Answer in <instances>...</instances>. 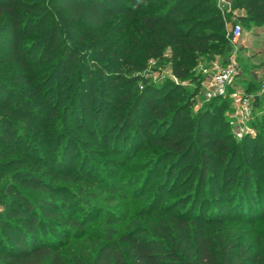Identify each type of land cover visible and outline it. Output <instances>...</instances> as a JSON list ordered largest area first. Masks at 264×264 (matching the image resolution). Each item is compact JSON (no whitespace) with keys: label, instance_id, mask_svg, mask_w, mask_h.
<instances>
[{"label":"trees","instance_id":"obj_1","mask_svg":"<svg viewBox=\"0 0 264 264\" xmlns=\"http://www.w3.org/2000/svg\"><path fill=\"white\" fill-rule=\"evenodd\" d=\"M123 1L0 0V16L5 15L11 25L8 42L3 41L2 45L10 50L6 53L7 58L27 74L25 83L28 85L36 87V68L40 61L45 70L52 68L57 75L59 72L66 74V82L61 83L56 77L51 82L58 85V89L65 86L64 97L70 99L73 96V101L61 111H57L59 105L54 107L49 103L44 108L48 112L47 120L64 115L71 126L75 125L73 120L77 113L73 111V104L81 94V82L84 77L93 75L92 69L96 68L99 76L105 79L104 89L101 88L108 95L105 101L115 100V107H120L121 112L116 113L114 119L119 131L110 134L114 137L112 144L117 151L125 138L124 132L134 126L133 115L139 116L136 113L139 105L147 107L150 120L160 126L157 131L149 130L145 134H149V141L162 149L149 162L156 166L167 162L158 175L164 178V185L156 187L152 203L137 210L121 230L112 226L101 229L86 227L79 216L70 213L69 197L72 194L66 189V182L72 179L86 181L78 190L85 194H74L78 202L92 205L91 200L97 197L92 185L87 184L95 180L84 171L87 159L81 162L79 172L69 170V165L79 156L73 153L70 141L65 142L59 159L43 160L48 166L42 175L18 173L17 177L8 181L11 167H22L27 162L33 170H38L43 163L41 159L36 160L38 167H34L28 160L31 148L27 146L23 149L26 144L29 145L25 138L27 135L13 137L15 130L11 120L21 119L28 127L37 128L40 115L34 116L19 94L12 93L0 83V93L7 92L4 96L0 94V180L3 178L0 185V264H264V233L254 231L264 222V188L261 183L264 181V166L259 164L260 153L257 151L260 146L264 149V135L244 138L238 141L237 147H232L227 123L224 122L221 129L227 132L225 135L214 132L215 127H209L215 116L214 110L218 112L217 102L213 104L214 98L199 112L188 113L191 98L198 87L193 93L183 95L180 85L166 83L157 88L149 85L147 78L130 74L143 69L136 57L157 56L165 47L173 53V75L183 81H199L201 77L191 70L193 59L211 57L212 53H216L223 61L228 60L232 52L231 42L225 37L215 1L129 0L136 9L147 4L138 15L128 13L129 6ZM183 4H187L185 10L180 9ZM156 6H163V9L158 10ZM232 7L245 12V16L237 17L244 25L264 26V0H232ZM122 13L137 21L135 34L122 42L89 43L85 52L78 49V45L59 43L58 30L62 24L72 27L78 40L85 42L87 35L84 30L97 29L113 15ZM41 21L43 23L39 24ZM49 21L52 22L49 43H43L39 50L27 55L21 38L35 34L29 25L39 24L43 33ZM208 27L211 29H206ZM79 44L84 47V43ZM110 64L115 68L105 71L111 67ZM243 71L247 72L248 68L244 67ZM139 80L142 81V89L137 85ZM69 89L72 91L70 95L67 93ZM257 90L251 83L244 87L248 93ZM12 97L15 100L13 103L10 102ZM83 101L84 107L79 113L76 128L93 139L99 133L89 128V124L96 116L85 105L86 96ZM212 106L213 111L210 109ZM260 106L261 100H255V109ZM150 120H146L145 124ZM110 135H100L104 147L109 145L110 139L107 138ZM58 139L61 141L64 138ZM127 140L128 137L121 142L122 146H126L122 152L125 154L134 145ZM240 148L243 153H240ZM238 154L258 168V172L243 165V168L234 165ZM18 157L26 162L19 161ZM183 174L185 177L180 184ZM46 177L60 180L62 184L47 182ZM253 179L260 180L259 184H254ZM168 183L173 185L172 190L191 187L184 196L165 205L159 193ZM205 191V200L210 198L221 207L216 205L206 212L205 206L198 204ZM253 193L255 202L250 197ZM187 200H190L189 203ZM256 206L258 219H255ZM244 207L247 214L243 213ZM244 228H249V234ZM252 233H255L254 237H251Z\"/></svg>","mask_w":264,"mask_h":264},{"label":"rangeland","instance_id":"obj_2","mask_svg":"<svg viewBox=\"0 0 264 264\" xmlns=\"http://www.w3.org/2000/svg\"><path fill=\"white\" fill-rule=\"evenodd\" d=\"M212 1H215L214 4L216 3V0ZM122 3H127L129 6L127 12H132V15L142 13L147 5L144 4L141 8L136 9L132 6V2L129 0H124ZM156 8L161 10L163 9V6H156ZM186 8L187 4H183L180 7L181 10H185ZM218 10L223 22L225 37H227L226 35L228 30L235 24L240 26L241 34L236 43H230L232 52L230 53L228 60L223 61L220 54L216 53H212L211 57L205 56L193 59L191 70L195 75H201L199 78L200 84L197 80L183 81L173 75L171 70V57L173 53L169 47L163 48L161 53L154 57H147L143 59L136 57L139 61H141L143 69L139 72H132L130 74L140 75L142 78H147L148 84L157 88L163 87V84L166 83L180 85V90L183 95L193 93L198 87L196 94L191 98L192 103L187 110L188 113L195 114L196 112H199L202 108H204L206 103L212 101L214 98L215 102L213 104L217 102L215 105L218 112L214 110L215 116L212 117V120L210 121L211 125L209 124V127L212 128L213 126L216 128L214 129V132H222V135H225L227 132L222 131L221 129L224 128V122L227 123L228 135L231 137V146L237 147L238 141L244 138L253 139L259 135H264V129L261 128L262 125L264 126V118H262L264 115V109L260 107L256 108L252 112L251 118L247 123V127L252 131V133H246L241 138L235 137L233 135V126L238 120V115L236 113L233 100L229 98L228 94L208 99L201 85V82L204 79L203 70H211L215 67H225L227 65H231L235 74L232 82L235 88L244 90V87L251 83L252 86L259 89L260 84L264 81V26L254 27L251 24L244 25L240 19H237L238 16H245V12H243V10L238 12V16L229 14L225 10L221 11L219 8ZM41 23L43 22L41 21L39 24ZM136 23V19L129 17L127 13L113 15L110 19L106 20L101 27L94 30H84L85 35H87V40H85V42H80L78 40L72 31V27L62 24L59 26L58 30L60 38L59 43H72L75 46L78 45V49H83V52H85L88 49L87 45L89 43L112 44L116 43L117 40L122 42L124 38L129 36L132 37L135 34ZM39 24H30L29 29L35 30V34L33 33L32 35L30 34L21 38V43L24 47L23 50L27 55L39 50L43 43H49L50 41L49 35L51 33L52 22L49 21L46 23L43 33V28L38 27ZM10 29V22L7 20L5 15H1L0 55H2V58L0 59V83L6 85L12 93L19 94L22 98V102H24L25 106L33 112L34 116L40 115L37 121L39 125L37 128L28 127L26 122L21 119H12L13 130H15L13 137H16L17 134L26 133L27 137L25 136V138L29 141V145L26 144L23 149H27V146L31 148L28 160L34 165V167H38L36 160L39 159H41V161L44 159H49V161H53L55 158L59 159L62 150L65 147V142L70 141L72 143L73 153L75 156L78 154L79 156L76 160H74L72 165H69V170H78L79 172L81 162L87 159V168L84 171L89 173L90 176L95 179L92 183L87 182V184L92 185V190L97 196L95 199L91 200L92 205H85L83 202H78L76 198L74 199V194H85L84 191L80 193L78 190L85 185L84 183H86V181L81 182L79 180L76 181L72 179L69 182H66L64 185L68 191H71L72 194L71 197H69L71 208L69 207L68 209H71L70 213L74 216H79L86 224V227L101 229L106 226H112L122 230L124 225L128 223L131 218H133V214L137 210L152 203L154 200V194L157 191L156 187H159L161 184L164 185L162 183L164 178L158 177V175L165 169L167 162H160L158 166L150 164V158L155 159L162 149L156 147L153 142L149 141V134H145L149 130L157 131L160 126L158 125L159 123L155 124L154 121H151L147 107L139 105V108L136 111L139 116L137 117L135 114L133 115L134 126L124 132L125 138L123 137L124 139L121 141L124 142V140L128 137L127 143H133L134 145L131 147V151L128 154H125L122 152L126 150V146H122L123 144L120 142L117 151L115 149L116 147L112 144L114 137L110 134L114 131L115 133L119 131V127L114 123V119L115 114L121 112L120 107H115V100L110 102L105 101V99H108L106 98L108 95L104 94L103 91V80L105 79L99 76L98 72H96V68L92 69L93 75L89 78L84 77L81 82V94L76 98L75 103L73 104V111H76L77 113L73 120V124L75 125L71 126L70 122L65 119L64 115L55 116L51 118V120H47L46 117L48 116V112H45L46 109L44 108L46 103H49V106L54 104V107L59 105L57 111H61L63 107L69 105L73 101V96H70V99L64 97V93L66 92H64L65 86L58 89L59 86L51 82L54 77H56V79H60L61 83L66 82V74L64 72H59L57 75L52 68L45 70V66L42 64L43 62L40 61L37 63L38 66L36 68V72L38 73V76L36 77L37 80H35L36 87L26 84L25 79L27 74H24V70L20 69L17 64L7 58L6 53H9L10 50L2 45V43H5L3 41L8 42L9 35H11ZM206 29L211 28L208 27ZM79 43H84V47H82V44ZM33 63L34 62H32L31 66L34 65ZM113 67L114 66L111 65V67L105 71H112V69L115 68ZM244 67L248 68L247 72L243 71ZM64 85H67V83ZM137 85L140 89L143 88L142 81H137ZM230 90L231 87L228 86L227 93ZM71 92L72 91L69 89V92L67 93L70 95ZM6 93L7 92L4 91L0 94L1 96H4ZM85 96L87 101L85 102V105H87L91 112L96 116V118L90 121L89 124V128H93L97 133H99V136H94L93 139L88 138L83 132H80L79 129L76 128V125H79L78 116L82 107H84L83 97ZM1 99H3V97ZM10 102H15L13 97ZM23 107L24 106H22V108ZM213 107L214 106L210 109L212 110ZM146 120H150V122L148 121V123L145 124ZM161 132H163V130H161ZM104 133L110 135L109 138H107V140L110 139V143L105 147L100 141V135ZM59 137H63L64 139L60 141V139H58ZM90 143H94V145L91 146ZM261 143H263V140L262 142L260 141V145ZM16 145L18 146V143ZM17 146H15V150L17 149ZM19 147L21 148V144ZM129 147L130 146L128 145V148ZM262 147L263 146H260L257 150L260 153L258 161L260 165L264 166V149H262ZM239 151L240 153H243L241 148ZM257 157H259V155H257ZM18 159L19 161L26 162V160L22 157H18ZM65 161L66 160H64V163ZM44 162L45 161H43L42 165L39 166L40 169L38 170H33L34 168H32L31 164L27 162L22 167H11L8 170L10 175L7 180L9 181L14 177H17L15 175L18 173L26 176H29L28 174L31 175V173L32 175H34V173L42 175L44 173L43 171H45L48 166V164ZM234 163V165H243V167H249L250 170L254 171L255 169L258 172V168H255L252 164L244 161V157L241 154L237 155ZM243 167L241 166V168ZM152 169L155 170L153 171ZM185 174L182 175L180 184L183 182ZM45 179L47 182L50 181L56 185L62 184V182H59L60 180L57 179L50 180L49 177H46ZM2 180L3 178L0 180V185ZM259 181L258 179H253L254 184H259ZM193 183L194 181L191 182V184ZM261 183L264 188V181ZM161 187L164 188V186ZM190 187L191 185L189 187L186 186L181 189L172 190L173 185L168 183V185L159 193V195L162 196V203L165 205L167 203H173L174 200L184 196L185 191H187ZM25 193L30 194L28 191H25ZM206 193L207 191L201 194L202 196L199 200L200 203H198L205 206L206 212H209L210 209L216 205L217 207H221L220 205L215 204V202H213L210 198L205 200L207 199ZM250 197L252 198L251 200L255 202L254 193L251 194ZM189 201L190 200H187V203H189ZM205 202L208 203L203 204ZM245 208L246 207H244L245 212L243 213L247 214ZM254 210L255 219H258V207L256 206ZM260 225L261 226H257L254 231L264 233V222L260 223ZM244 231L249 234L250 230L249 228H244ZM254 234L255 233H252L251 237H254Z\"/></svg>","mask_w":264,"mask_h":264},{"label":"built area","instance_id":"obj_3","mask_svg":"<svg viewBox=\"0 0 264 264\" xmlns=\"http://www.w3.org/2000/svg\"><path fill=\"white\" fill-rule=\"evenodd\" d=\"M216 4L221 11L225 10L234 16H238V12L242 11V9L232 7V0H216ZM240 34L241 28L235 24L228 30L226 36L231 43H236ZM234 75V69L231 65L203 70L204 79L201 85L208 99L228 94L229 98L233 100L238 115V120L233 126V135L241 138L246 133H252L247 127V123L251 118L252 112L255 110V100H261L260 107L264 109V81L255 93H248L233 86ZM228 86L231 87V90L227 93Z\"/></svg>","mask_w":264,"mask_h":264}]
</instances>
